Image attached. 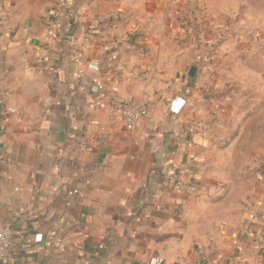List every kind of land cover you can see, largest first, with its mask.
<instances>
[{"label":"crops","instance_id":"crops-1","mask_svg":"<svg viewBox=\"0 0 264 264\" xmlns=\"http://www.w3.org/2000/svg\"><path fill=\"white\" fill-rule=\"evenodd\" d=\"M180 2L0 0V264H264L262 60Z\"/></svg>","mask_w":264,"mask_h":264},{"label":"rangeland","instance_id":"rangeland-1","mask_svg":"<svg viewBox=\"0 0 264 264\" xmlns=\"http://www.w3.org/2000/svg\"><path fill=\"white\" fill-rule=\"evenodd\" d=\"M178 10L182 14L177 21L195 34L198 45L207 51L204 61H213L227 44L255 54V60H262L257 70L264 75V0H181ZM237 66V74L244 76L245 69ZM244 86L261 93L264 124V84Z\"/></svg>","mask_w":264,"mask_h":264},{"label":"built area","instance_id":"built-area-1","mask_svg":"<svg viewBox=\"0 0 264 264\" xmlns=\"http://www.w3.org/2000/svg\"><path fill=\"white\" fill-rule=\"evenodd\" d=\"M49 16L56 18V11H50ZM119 114L120 120L125 125L127 130L135 131L138 128L140 122L149 116V107L144 103H140L137 101H128L120 106ZM85 151H92V148L86 147ZM71 195H76L80 198H84V195L78 190L73 191ZM13 246L14 237L12 229L6 225H0V260L5 259L9 255V252ZM100 248L103 249L102 246ZM260 249L262 252L264 251V247H260ZM79 251L80 253H82L83 249L79 248ZM148 264H164V259L158 255L153 256L149 260Z\"/></svg>","mask_w":264,"mask_h":264},{"label":"water","instance_id":"water-1","mask_svg":"<svg viewBox=\"0 0 264 264\" xmlns=\"http://www.w3.org/2000/svg\"><path fill=\"white\" fill-rule=\"evenodd\" d=\"M196 72H197V68L194 67V66L191 67V68H190V71H189V76H190V77H195Z\"/></svg>","mask_w":264,"mask_h":264}]
</instances>
